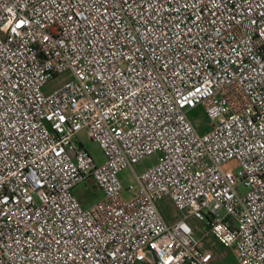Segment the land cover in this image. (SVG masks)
I'll return each instance as SVG.
<instances>
[{"label":"built area","instance_id":"1","mask_svg":"<svg viewBox=\"0 0 264 264\" xmlns=\"http://www.w3.org/2000/svg\"><path fill=\"white\" fill-rule=\"evenodd\" d=\"M212 243L264 264V0H0V264H212Z\"/></svg>","mask_w":264,"mask_h":264},{"label":"rangeland","instance_id":"2","mask_svg":"<svg viewBox=\"0 0 264 264\" xmlns=\"http://www.w3.org/2000/svg\"><path fill=\"white\" fill-rule=\"evenodd\" d=\"M188 117L191 120V122L193 123V125L195 126V128L199 134H204V133L210 131L214 127L213 121H211L207 117V115L205 114L203 109L200 107L190 111L188 113ZM76 140L88 151L90 156L93 158V160L97 164H101L103 162V152H102L100 146L97 143L93 142L89 138L86 130H82L78 134ZM151 160H153V157L146 160L143 164L138 165L135 168V172L136 173L141 172L144 168H146L149 164H151V162H150ZM223 168L224 169H231L235 173H237L240 170L239 167L234 165V164L226 165ZM119 178H120V181H121L122 186L124 188L122 195L124 198L127 199V198H129V193L126 192V189L130 185L135 184L134 180H133L132 173L128 169L123 170L122 172H120ZM93 190H94L93 187H88L87 184H81L75 189V194L78 198L81 199L82 203L85 200H86V202H89V201L93 202L97 198V197L91 196L90 193H92ZM239 191L241 193H243L245 190H244V188H240ZM98 195L100 196L99 192L97 193V196ZM159 207H160L162 213L164 214V216L166 217V219L171 218V219L175 220L179 217V213L175 210L172 203L168 199L163 200L160 203ZM193 224H196V226H198V223H193ZM195 234H196L195 237L197 239H200L202 233L199 230H197V232ZM212 246L215 247V249L218 253L216 259L213 261L212 264H236V262L233 258V255L229 249H222L216 243H212ZM205 247H207V245L205 243H202L201 248H205Z\"/></svg>","mask_w":264,"mask_h":264},{"label":"crops","instance_id":"3","mask_svg":"<svg viewBox=\"0 0 264 264\" xmlns=\"http://www.w3.org/2000/svg\"><path fill=\"white\" fill-rule=\"evenodd\" d=\"M150 162H151V164H153V163H154V159L151 160ZM151 164H149L148 166H150ZM93 189H94V188H93ZM97 193H98V192L94 189L93 192L90 193V194H91V196H93V197H97V198H96V200H97V199H100V198H101V195H100V196H99V195L97 196ZM87 194H88V193H87ZM88 195H89V194H88ZM79 200H80L81 204H82L83 206H85V207L89 206L91 203L94 202V201H93V202H92V201L86 202V200H85V201H83V203H82V201H81L80 198H79ZM166 220H167L168 222H170V221H172L173 219H171V218H167Z\"/></svg>","mask_w":264,"mask_h":264}]
</instances>
